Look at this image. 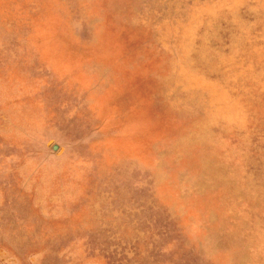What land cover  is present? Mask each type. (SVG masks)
<instances>
[{"label": "rangeland", "instance_id": "rangeland-1", "mask_svg": "<svg viewBox=\"0 0 264 264\" xmlns=\"http://www.w3.org/2000/svg\"><path fill=\"white\" fill-rule=\"evenodd\" d=\"M0 264H264V0H0Z\"/></svg>", "mask_w": 264, "mask_h": 264}]
</instances>
